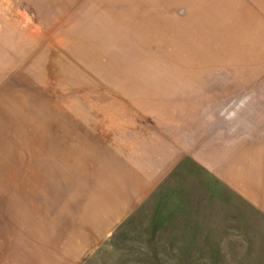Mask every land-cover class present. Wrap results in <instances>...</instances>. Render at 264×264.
<instances>
[{
	"label": "rangeland",
	"instance_id": "1",
	"mask_svg": "<svg viewBox=\"0 0 264 264\" xmlns=\"http://www.w3.org/2000/svg\"><path fill=\"white\" fill-rule=\"evenodd\" d=\"M210 3L0 0V264H264V211L203 149L223 109L263 118L264 29ZM161 142L204 157L136 197Z\"/></svg>",
	"mask_w": 264,
	"mask_h": 264
},
{
	"label": "crops",
	"instance_id": "2",
	"mask_svg": "<svg viewBox=\"0 0 264 264\" xmlns=\"http://www.w3.org/2000/svg\"><path fill=\"white\" fill-rule=\"evenodd\" d=\"M204 8L209 9V11L205 12L206 14L239 15L241 17L239 19L240 20L239 23L243 22V24L247 23L246 25L249 26L252 25V27H258V29H264V0H217V1L211 0L209 7H204ZM236 21L238 23V19L237 20L235 19V21L233 22ZM232 110L233 109H228V108L223 109L222 111L231 112L230 114L228 113L224 114L223 119L217 117V114H214L212 116L207 134V138H208L207 146H206V142L205 144H203L204 145L203 149L208 150V159H209L208 171L209 174L212 175L215 180L219 179V181H222L224 184L226 185L228 184L227 187H229L230 190H232L233 188L232 175L236 173V175L239 176L237 182H239V185H241L239 188H237L239 192L242 194L244 198L250 200L254 206L264 211V196L260 194V189L256 188L258 184L255 185L254 188L250 183H247L250 180L251 175H257V174L264 175V140L260 141V143L250 142L248 143V145L241 142L232 143V137L256 135L258 138L259 137L264 138V116L263 118H260L259 117L260 115H258V117L256 116L250 119H243V118H239L238 117L239 115L237 114L236 115L232 114L233 113ZM256 110L259 111L261 109H256ZM219 116L223 117L222 113L219 114ZM162 132L163 133L160 134L166 133L165 130H163ZM219 142H221V144L217 145V143ZM161 144H160V148L162 149L160 150L161 159L155 163V166H158V168H155L151 172L145 171L144 173H141L140 171H138L136 173H130L129 175L127 174L128 178H125L126 179L125 181H127V183H131L133 181L136 183H141V186H139L140 185L139 184L137 186V189L135 190V192H139V194H137L136 197L138 195L139 196L142 194L144 195L147 192L153 191L155 187L154 184H157L162 178L164 179L165 176L174 174L179 168H182L188 160L191 159L195 160L200 165L201 164L200 158L204 157L201 155V151L203 149L200 147L199 150H197L195 144L193 151L192 152L188 151L189 153L186 151V148L184 147L185 145L179 144L178 146H172L171 149H168L167 147L170 145L164 146L165 144H162L161 146ZM252 144L254 146H252ZM79 148H81V146H79ZM233 151L240 154L241 152L242 153L254 152V151H258V152H256L255 156H252L255 159L254 161H251L249 157L246 161L245 160L241 161L239 165L240 168H238L236 171H233L232 169V166L234 164L233 163L234 157L232 155ZM259 151H261L262 154ZM218 154L219 157L223 160L220 162L221 166L220 164H218L217 161ZM70 155L73 156L72 154ZM82 160L86 161V157L82 158ZM71 170L73 171L72 167ZM121 173L122 175L126 174L123 172ZM141 174H144L146 176V178L143 181L141 179ZM149 175L151 176L148 180L147 177ZM105 190H102L103 192L102 198L104 199L105 196L111 195L110 202H114V204L115 203L117 204L118 201L115 198H118L117 195L119 192L118 190L115 189V186L111 187L112 194L108 193V191L104 192ZM253 191L254 192L257 191V192L254 193ZM97 205L98 204H96V206ZM133 205L134 204H130V206ZM96 211L97 210L95 208V212ZM82 242H84L83 244L86 245L88 239L86 238ZM64 261H67V259H64Z\"/></svg>",
	"mask_w": 264,
	"mask_h": 264
}]
</instances>
